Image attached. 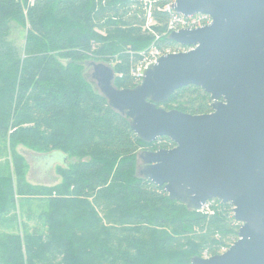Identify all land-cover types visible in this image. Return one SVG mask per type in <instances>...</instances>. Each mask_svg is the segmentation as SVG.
<instances>
[{"label": "trees", "instance_id": "16d2710c", "mask_svg": "<svg viewBox=\"0 0 264 264\" xmlns=\"http://www.w3.org/2000/svg\"><path fill=\"white\" fill-rule=\"evenodd\" d=\"M170 2L0 0V36L12 18L26 26L21 56L0 42V141L12 160L11 174H0V221L17 219L7 217L16 199L18 209L32 200L41 207L35 224L22 221L34 215L22 210L20 231L0 236V264H191L238 239L229 203L210 200L222 211H193L136 174L139 150L174 144L137 138L82 74L87 61H112L114 86L135 88L131 69L148 48H182L166 29L171 13L161 8ZM148 10L153 25L145 29ZM211 102L189 85L157 107L202 115L212 112ZM18 145L61 160L59 183H28Z\"/></svg>", "mask_w": 264, "mask_h": 264}, {"label": "water", "instance_id": "95a60500", "mask_svg": "<svg viewBox=\"0 0 264 264\" xmlns=\"http://www.w3.org/2000/svg\"><path fill=\"white\" fill-rule=\"evenodd\" d=\"M173 9L212 19L203 28L170 33L192 50L161 56L133 89H117L113 70L101 63L91 62L92 76L137 138L174 144L143 151L139 176L193 211L210 200L232 206L238 239L191 264H264V0H175ZM189 85L210 96L211 113L157 107Z\"/></svg>", "mask_w": 264, "mask_h": 264}, {"label": "rangeland", "instance_id": "374dc122", "mask_svg": "<svg viewBox=\"0 0 264 264\" xmlns=\"http://www.w3.org/2000/svg\"><path fill=\"white\" fill-rule=\"evenodd\" d=\"M9 32L6 35L0 36V42L5 44L7 47L11 48L17 56L22 55L23 45L26 37V26L22 25L16 19L9 20ZM153 47V46H152ZM151 48V47H150ZM148 48V50L150 49ZM147 50V51H148ZM101 63L109 66L113 70L114 62H104V61H87L83 64L82 74L84 78L94 87V89L99 92L97 87V83L93 78V68L92 63ZM15 153L20 155L23 158V161L26 163V175L25 179L28 183L33 185H43V186H54L59 183L60 178L55 173V166L60 163V161L55 158L54 155H44L38 154L28 150L27 148L18 145L14 149ZM145 151L143 149L139 150L136 155V174L138 175V171L141 169L143 162L140 158L142 152ZM64 162V160H63ZM12 172V160H11V150L9 144L6 141H0V174L7 175ZM16 206L9 209V213L7 217H13L16 215V220L12 223H5L0 221V236H5L10 233H18L20 231L19 222H18V213L26 210H31L34 213L32 219L28 220L22 217V221L27 222L29 225L35 224L34 219L35 215H37L38 211H41L40 204L35 200L25 201L22 203L20 208L18 209L21 200L16 199ZM215 201H211L208 203L207 207L201 210L203 214H212L214 210L222 211L217 207V203ZM214 206V207H213ZM189 209V208H188ZM191 210V209H190ZM240 227V224H239ZM237 231L239 229L237 228ZM238 237V232H237ZM235 242V241H234ZM229 248L228 246L226 247ZM227 249H224L226 251ZM202 258H209L207 256H202ZM192 262V261H191Z\"/></svg>", "mask_w": 264, "mask_h": 264}, {"label": "built area", "instance_id": "2783aa9c", "mask_svg": "<svg viewBox=\"0 0 264 264\" xmlns=\"http://www.w3.org/2000/svg\"><path fill=\"white\" fill-rule=\"evenodd\" d=\"M32 2H33V0H30V3H32ZM174 3H175V0H171V2L168 5L161 8L162 10L171 13V16L168 20L167 28H166L169 35H170V33L175 32V31L194 30V29H198V28H203V27L211 24L212 19L208 15L195 14V15L190 16V17H185L183 15L177 14L173 9ZM149 10H150V8H149ZM149 10L147 11L146 17H145V27H144L145 29H150V27L153 25V20H152L151 13ZM192 49H193V47L182 46V48L178 49V50L171 51L170 49H166V50L162 51L156 47H151L148 51H146L142 54V58H141L140 62L135 67H133V69H131V74L136 79V81H138V85H139L143 75L146 72V69L150 65H153L154 63H156L157 60L161 56L167 55V54H176V53H181V52H188ZM208 203H210V202L208 201L204 208L207 207Z\"/></svg>", "mask_w": 264, "mask_h": 264}, {"label": "flooded vegetation", "instance_id": "af4514ba", "mask_svg": "<svg viewBox=\"0 0 264 264\" xmlns=\"http://www.w3.org/2000/svg\"><path fill=\"white\" fill-rule=\"evenodd\" d=\"M189 47H191V46H189ZM194 48V47H193ZM211 104H212V102H211ZM223 253V252H222Z\"/></svg>", "mask_w": 264, "mask_h": 264}]
</instances>
